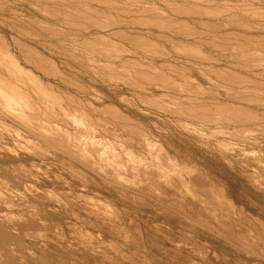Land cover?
Returning a JSON list of instances; mask_svg holds the SVG:
<instances>
[{
    "label": "rangeland",
    "instance_id": "obj_1",
    "mask_svg": "<svg viewBox=\"0 0 264 264\" xmlns=\"http://www.w3.org/2000/svg\"><path fill=\"white\" fill-rule=\"evenodd\" d=\"M0 264H264V0H0Z\"/></svg>",
    "mask_w": 264,
    "mask_h": 264
}]
</instances>
